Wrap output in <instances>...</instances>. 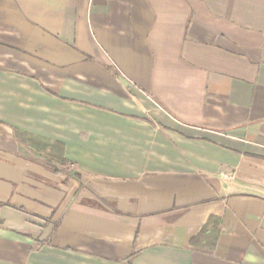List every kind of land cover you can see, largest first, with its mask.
<instances>
[{
	"label": "crops",
	"instance_id": "1",
	"mask_svg": "<svg viewBox=\"0 0 264 264\" xmlns=\"http://www.w3.org/2000/svg\"><path fill=\"white\" fill-rule=\"evenodd\" d=\"M0 264H264V0H0Z\"/></svg>",
	"mask_w": 264,
	"mask_h": 264
},
{
	"label": "trees",
	"instance_id": "2",
	"mask_svg": "<svg viewBox=\"0 0 264 264\" xmlns=\"http://www.w3.org/2000/svg\"><path fill=\"white\" fill-rule=\"evenodd\" d=\"M15 133L21 140L29 141L30 144L36 150L43 151L45 157L54 165L53 170L55 172H59L61 170L58 168V166L66 165L67 161L63 157V144L56 141H51L46 138L33 136L30 134H22L18 131H15ZM74 176L78 177L77 175ZM218 223H219L218 218L210 216L207 222L205 223V225L203 226V228L201 229V231L199 232V234L197 235V237L193 239V243H197L198 239H200L199 242H201L206 237L205 234L209 226H212L213 229V231L210 234V237L216 235Z\"/></svg>",
	"mask_w": 264,
	"mask_h": 264
}]
</instances>
